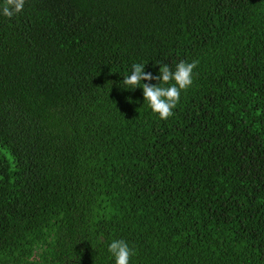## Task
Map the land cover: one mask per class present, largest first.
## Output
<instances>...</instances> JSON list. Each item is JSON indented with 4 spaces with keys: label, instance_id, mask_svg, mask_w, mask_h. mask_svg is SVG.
<instances>
[{
    "label": "trees",
    "instance_id": "obj_1",
    "mask_svg": "<svg viewBox=\"0 0 264 264\" xmlns=\"http://www.w3.org/2000/svg\"><path fill=\"white\" fill-rule=\"evenodd\" d=\"M180 61L161 120L123 79ZM119 239L129 264H264V0L0 11V264H115Z\"/></svg>",
    "mask_w": 264,
    "mask_h": 264
},
{
    "label": "clouds",
    "instance_id": "obj_2",
    "mask_svg": "<svg viewBox=\"0 0 264 264\" xmlns=\"http://www.w3.org/2000/svg\"><path fill=\"white\" fill-rule=\"evenodd\" d=\"M24 5L25 0H3L0 11L11 19L23 10ZM144 66L145 63L133 64L131 74L124 77L123 83L128 86V89H135L142 85L144 101L148 102L152 112L158 114L161 120H166L173 116V109L179 103L181 92L187 91L192 85L193 69L197 66V62L180 61L174 71L167 64H163L159 68L157 76H153L150 72L146 73ZM151 80L159 81V83L155 85L141 84V81ZM108 251L114 257L115 264H129L131 256L135 254L123 239L113 240L108 245Z\"/></svg>",
    "mask_w": 264,
    "mask_h": 264
}]
</instances>
